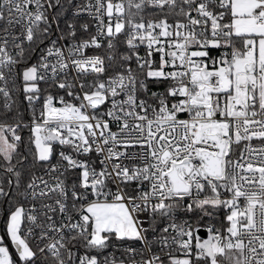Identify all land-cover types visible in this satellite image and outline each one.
<instances>
[{
    "label": "snow or ice",
    "instance_id": "6c2138e0",
    "mask_svg": "<svg viewBox=\"0 0 264 264\" xmlns=\"http://www.w3.org/2000/svg\"><path fill=\"white\" fill-rule=\"evenodd\" d=\"M54 8L0 0V264H264V0H85L66 29Z\"/></svg>",
    "mask_w": 264,
    "mask_h": 264
},
{
    "label": "trees",
    "instance_id": "16d2710c",
    "mask_svg": "<svg viewBox=\"0 0 264 264\" xmlns=\"http://www.w3.org/2000/svg\"><path fill=\"white\" fill-rule=\"evenodd\" d=\"M61 3L63 4V9H60V8H56V14L57 13H60V16H59V20L63 23H68V22H75L77 23V26L79 25V23H81V19H76L74 17H71L68 13H67V8L69 6V3H68V0H61ZM62 11H66V13H62ZM63 29H66L65 27ZM119 49L121 52H124L125 49L123 46L121 45H118ZM102 52V51H100ZM19 83V82H17ZM55 91H59V90H55ZM63 94V93H61ZM13 100H17L18 103H19V107H20V110L21 112L23 113L24 115V120H29L28 117H27V108H26V104L24 102V99L22 97V92L17 94V93H13ZM9 122H12V121H9ZM24 139H25V143L20 145V148H19V152L21 153V155L23 157H26V159L23 160V163H17V158H14L12 163L14 165H16V171H19L23 174V176L25 177V179H27L28 177V174H29V169H31L32 171H35L36 173L41 169L39 167H36V168H33V157H32V154L31 152L28 151L27 149V138L29 136V132L27 129H24L21 133H20ZM8 179H11L13 180V182H15V176L14 175H8V174H4L3 173V169H0V181H4L5 183L7 182ZM7 190V189H6ZM22 202V201H21ZM12 203L14 204L15 201H12ZM9 203L8 202H0V217H1V220H2V224H1V227H2V231L4 230L3 228V223L5 222L6 220V211L7 209L9 208ZM178 215L182 216V217H185V218H191L192 220H195L198 216H199V212L197 213H193V214H188V216H185L184 213H179ZM223 216V210H221L220 212H218L216 214V222L218 223L219 220L222 218ZM208 218L205 217V221H207ZM157 227L159 228V224L157 225ZM152 234H158V233H152L151 231L147 234V238L149 241H151V237H152ZM123 243H132V242H123ZM135 243L134 245H137V242H133ZM155 249V246L153 245V248L152 250ZM110 250L107 249L106 250V253ZM105 253V254H106ZM103 257H101L102 259Z\"/></svg>",
    "mask_w": 264,
    "mask_h": 264
},
{
    "label": "built area",
    "instance_id": "2783aa9c",
    "mask_svg": "<svg viewBox=\"0 0 264 264\" xmlns=\"http://www.w3.org/2000/svg\"><path fill=\"white\" fill-rule=\"evenodd\" d=\"M84 2H85V0H72V4L69 5L68 8H67V10H66L67 13H68L71 17H74V16H73V13H74L75 10H76V8H75L76 4L83 5ZM66 11H62V13H66ZM56 12H57V11H56V8H54V9L51 10V13H52L53 15H55ZM75 18H76V19H81V23H84V22L92 23V21H90V19H89V17L87 16L86 13H82V14H80L78 17H75ZM0 26H2V24H0ZM64 27H65V28L67 27V23H63V22H61V21L59 20V28L63 29ZM52 28H53V33H52L51 38H52V39H56V37L59 35V32L56 31L57 25H56V24H53V25H52ZM15 31H16L17 33H19V27H18V26L15 28ZM78 34L82 35V33H78ZM61 43L67 44V41H61ZM47 44H48V41H45V45H41V48L44 47V46H46ZM24 46H25L26 48L28 47L27 42H25ZM121 46H123V45H121ZM123 47H124V46H123ZM124 49H125V48H124ZM10 50H11V49H10ZM125 50H126V49H125ZM100 51H102V50H100ZM143 51H144L143 48H141V54H142V55H143ZM88 54H89V55L93 54V50H89ZM216 54H217V53L214 51V52H213V55H216ZM38 55H39V50H37V52L33 55L32 59H31L29 62H35L36 56H38ZM157 59H158V54H157ZM17 82H19V81H17ZM163 88H164L163 85H161V86L152 85V86H151V90H152V91H163ZM3 103H4L3 97L0 96V108H2ZM181 118H184V117H181ZM27 121H28V120H26L25 122H27ZM113 130H114V131L116 130V129H115V126H113ZM260 143H261V141H258V140H253V141H252V144H253V145H259ZM93 155H94V154H93ZM53 163H55V160H53ZM126 163H131V162L126 161ZM36 174H37V175H43V169H40ZM45 178L47 179L48 177H45ZM22 202H23V201H22ZM47 202H48V203H52L53 200H48ZM26 206H27V205H26ZM36 206L39 207V203H38V202H37ZM144 218H146V217H142V219H144ZM144 226L147 227L148 225L145 224ZM159 227H163V224H159ZM37 231H38V230H37ZM156 235H157V234H152L151 241L154 240V237H155ZM114 243H116V242L114 241ZM132 243H133V242H132ZM123 244L126 246L127 244H130V243H123ZM134 244H135V243H134ZM153 245L155 246V249H154L153 251H158L157 246H156L155 244H153ZM134 246H135L137 249H141V248L143 247V245H141L139 242H137V245H134ZM113 251H114V249H113V248H110V250H109L107 253H112ZM10 253L13 254L11 250H10ZM107 253H106V254H107ZM115 255H116L117 257H119L120 259H125L126 256H127V253L124 252V248H123V246H122V247L120 248L119 251H115ZM102 259H103V258H102ZM135 259L139 260V259H140V256H139V255L135 256ZM126 264H128L127 261H126Z\"/></svg>",
    "mask_w": 264,
    "mask_h": 264
},
{
    "label": "crops",
    "instance_id": "0c3cea01",
    "mask_svg": "<svg viewBox=\"0 0 264 264\" xmlns=\"http://www.w3.org/2000/svg\"><path fill=\"white\" fill-rule=\"evenodd\" d=\"M9 123H11V122H9ZM0 221H1L0 222V239L1 240H4L5 244L9 247V249L12 251V253L14 255L15 254V250H14V248H12L11 243H10L8 237L6 236V232H5V222L3 223L4 230L2 231V227H1L2 220H1V217H0Z\"/></svg>",
    "mask_w": 264,
    "mask_h": 264
},
{
    "label": "rangeland",
    "instance_id": "374dc122",
    "mask_svg": "<svg viewBox=\"0 0 264 264\" xmlns=\"http://www.w3.org/2000/svg\"><path fill=\"white\" fill-rule=\"evenodd\" d=\"M31 63V62H30ZM22 97H23V94H22ZM25 102V104H26V108H27V117H28V119H30V115H29V109H28V106H27V102L26 101H24ZM1 240V239H0Z\"/></svg>",
    "mask_w": 264,
    "mask_h": 264
},
{
    "label": "water",
    "instance_id": "95a60500",
    "mask_svg": "<svg viewBox=\"0 0 264 264\" xmlns=\"http://www.w3.org/2000/svg\"><path fill=\"white\" fill-rule=\"evenodd\" d=\"M200 235H201L202 238H206L207 237V234L205 232H203V231L200 233Z\"/></svg>",
    "mask_w": 264,
    "mask_h": 264
}]
</instances>
